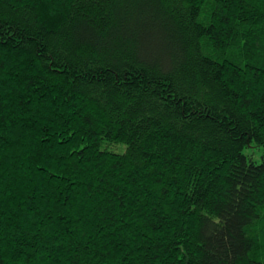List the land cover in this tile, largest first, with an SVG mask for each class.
Wrapping results in <instances>:
<instances>
[{
  "label": "trees",
  "instance_id": "16d2710c",
  "mask_svg": "<svg viewBox=\"0 0 264 264\" xmlns=\"http://www.w3.org/2000/svg\"><path fill=\"white\" fill-rule=\"evenodd\" d=\"M0 264H264V0H0Z\"/></svg>",
  "mask_w": 264,
  "mask_h": 264
},
{
  "label": "rangeland",
  "instance_id": "374dc122",
  "mask_svg": "<svg viewBox=\"0 0 264 264\" xmlns=\"http://www.w3.org/2000/svg\"><path fill=\"white\" fill-rule=\"evenodd\" d=\"M244 154L252 161L261 162L262 149L257 147L245 148Z\"/></svg>",
  "mask_w": 264,
  "mask_h": 264
}]
</instances>
